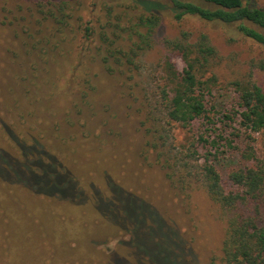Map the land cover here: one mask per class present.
I'll return each mask as SVG.
<instances>
[{
  "label": "trees",
  "instance_id": "obj_1",
  "mask_svg": "<svg viewBox=\"0 0 264 264\" xmlns=\"http://www.w3.org/2000/svg\"><path fill=\"white\" fill-rule=\"evenodd\" d=\"M87 1L0 0V111L6 110L0 139H13L17 150L14 155L0 146L3 263L13 262L11 218L23 209L29 235L42 237L43 245H36L45 248L46 264H178L162 218L118 175L129 161L123 148L130 138L122 127L115 137L95 128L108 122L95 100L129 94L137 100L130 108L144 159L159 148L156 160L188 171L226 215L220 255L210 264H264V86L251 71L229 79L226 86L236 94L232 110L216 116L209 102L220 86L222 58L203 28L230 26L264 46V6L244 0ZM165 18L174 35L156 38ZM191 20L203 27H189ZM155 45L157 69L136 92L141 56ZM174 124L196 129L181 156L170 155ZM225 153L234 164L224 179L214 160ZM93 221L119 237L111 254L95 247L84 252L88 230L96 242ZM127 233L130 239H120Z\"/></svg>",
  "mask_w": 264,
  "mask_h": 264
},
{
  "label": "rangeland",
  "instance_id": "obj_2",
  "mask_svg": "<svg viewBox=\"0 0 264 264\" xmlns=\"http://www.w3.org/2000/svg\"><path fill=\"white\" fill-rule=\"evenodd\" d=\"M84 1H86V4L90 2ZM244 1L257 6H264V0ZM169 19L165 18L163 20L162 25L155 33L156 38L174 35L175 27ZM196 21H189L188 26L193 28L204 26L203 28L208 31L222 58L219 69L220 86L213 90L212 101L209 102V105H214L213 113L219 117L222 112L232 110L236 98L235 92L226 86L229 79L251 71L253 79L264 86V46L243 37L233 27L205 24L202 26ZM159 56L160 50L157 45L141 56V75L136 78L139 81V86L134 87L136 92H140V85L147 87L149 79H151V73L157 69ZM178 65L181 66L180 61H178ZM95 101L97 107H101L104 111V114H106L104 117L108 120L107 123H99L100 126L95 125V128H98L97 133L102 134L104 137L107 134H111L110 137H115V131L122 127L120 131L130 138V143L125 141L123 148L129 161L123 163L118 175L121 179L126 180L123 184L130 191L136 193L138 198L142 194V197H145L144 201L151 204L162 218L161 221L169 231L170 241L172 242L169 248L172 257L175 258L174 260L178 264H210L212 258L220 255V247L226 229V215L224 212L218 204L209 198L201 183L187 173L188 171L181 167L178 169L167 168L161 160H156L159 148H152V151H148L146 154L147 159H144L138 146L142 140V134L135 132L134 127L138 125L135 123L136 116L130 108L131 105H137V100H134L133 96L126 94L125 96L113 97L103 94L100 100ZM5 113L6 110L0 111V116ZM117 118L121 119V123ZM123 118L126 119L125 122L127 123L124 122ZM233 125L235 124L233 123ZM87 126L91 128L92 125ZM81 129L83 131L84 127H81ZM195 132L196 129L191 131L189 127L182 128L179 124L172 125L169 140L171 142V145H169L171 148L170 155L177 153L178 156H181L178 152L185 151L189 143L193 141L196 135ZM140 135L141 139L139 141ZM235 142L233 144H236ZM0 146L3 150L16 155L17 150L13 139H0ZM167 149L168 147L166 149L162 147L161 150ZM229 155L230 153H225L214 160L224 179L231 165L234 164ZM10 169L14 171L12 166ZM40 176L37 178V182L42 183L43 186L46 184L47 179L44 173H41ZM142 182H144V187L141 184ZM95 190L100 191L97 188ZM138 190H141V194L138 193ZM24 197V199H27L26 195ZM23 212L24 210L20 209L11 218L17 233V240L13 241L11 245L14 255L11 258L13 262L3 263L0 258V264H46L43 257L45 248L36 245V243L43 245L42 237L37 236L35 231L32 232L33 235H29L27 219L22 216ZM2 222L3 219H0V225ZM146 222L150 223L151 221ZM55 224L51 227V233L58 238ZM92 225V233L96 235V242L94 245L91 244V229L88 230L86 234L87 243L86 245L82 244L84 252L92 253L95 247V249L102 250L104 254H111L118 243L119 237L111 238V235L106 232V227H95L97 225L95 221L92 222ZM142 234L146 235L143 232ZM124 238L130 239V235L127 233L120 239L123 240ZM122 255L124 254L122 253ZM138 258H133V260H138Z\"/></svg>",
  "mask_w": 264,
  "mask_h": 264
}]
</instances>
